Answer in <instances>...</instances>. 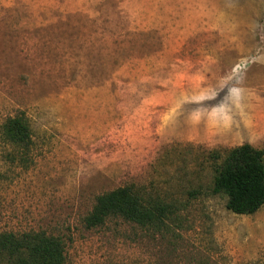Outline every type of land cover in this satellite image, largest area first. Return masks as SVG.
<instances>
[{"label":"rangeland","instance_id":"374dc122","mask_svg":"<svg viewBox=\"0 0 264 264\" xmlns=\"http://www.w3.org/2000/svg\"><path fill=\"white\" fill-rule=\"evenodd\" d=\"M18 112L32 161L0 140V231L59 236L67 264H264V204L228 210L210 153L264 147V0H0V125ZM130 183L182 223L83 226Z\"/></svg>","mask_w":264,"mask_h":264},{"label":"trees","instance_id":"16d2710c","mask_svg":"<svg viewBox=\"0 0 264 264\" xmlns=\"http://www.w3.org/2000/svg\"><path fill=\"white\" fill-rule=\"evenodd\" d=\"M0 140L11 148L12 152L7 154L16 158L18 164L31 163L33 142L23 112L3 121ZM210 153L217 160L211 192L226 197L228 210L250 214L264 204V147L242 143L223 152L212 150ZM177 209L176 204L155 199L130 183L96 195L82 223L86 229H91L114 218L153 231L169 232L182 223ZM0 264H67L65 243L61 237L43 230L0 231Z\"/></svg>","mask_w":264,"mask_h":264}]
</instances>
